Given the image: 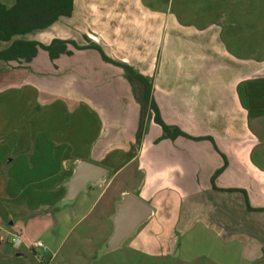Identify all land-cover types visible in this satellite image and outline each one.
I'll return each instance as SVG.
<instances>
[{
    "label": "crops",
    "instance_id": "0c3cea01",
    "mask_svg": "<svg viewBox=\"0 0 264 264\" xmlns=\"http://www.w3.org/2000/svg\"><path fill=\"white\" fill-rule=\"evenodd\" d=\"M13 40L67 44L54 60H0V264H42L21 225L85 218L124 173L113 207L178 199L180 264H264V0H73L69 17ZM119 65L186 137L163 136ZM82 163L103 173L68 199Z\"/></svg>",
    "mask_w": 264,
    "mask_h": 264
},
{
    "label": "rangeland",
    "instance_id": "374dc122",
    "mask_svg": "<svg viewBox=\"0 0 264 264\" xmlns=\"http://www.w3.org/2000/svg\"><path fill=\"white\" fill-rule=\"evenodd\" d=\"M261 149L264 151L263 143ZM125 174L114 181L103 199L85 218L79 215L65 226L50 214L48 219L24 222L20 233L25 244L30 248L40 242L44 247V250L32 248L35 258L29 253L27 256L42 264H180L179 238L174 234L173 227L179 201L166 190L147 205L151 210L156 209L159 201H162L169 204L168 208L166 205L162 207L161 203L160 212L151 221L139 225L129 237L112 246L116 207L108 202L118 189L126 187ZM42 212L40 209L39 213ZM72 225L75 226L68 231L66 226ZM196 263L207 264V260L202 257Z\"/></svg>",
    "mask_w": 264,
    "mask_h": 264
},
{
    "label": "trees",
    "instance_id": "16d2710c",
    "mask_svg": "<svg viewBox=\"0 0 264 264\" xmlns=\"http://www.w3.org/2000/svg\"><path fill=\"white\" fill-rule=\"evenodd\" d=\"M72 4L73 0H15L10 8H6L0 0V42H12L5 51L0 52V60L28 63L35 56L37 49L47 52L49 58L54 60L64 51L66 42L53 40L48 46H43L35 42L13 39L31 32L43 31L58 19L69 17L72 13ZM119 66L125 70L128 80L135 78L141 83L142 93L138 98L139 104L142 108L149 106L154 113L153 120L162 129L163 136L169 139L186 137L176 128H169L161 122L157 109L150 99L151 88L147 81L134 75L125 65Z\"/></svg>",
    "mask_w": 264,
    "mask_h": 264
},
{
    "label": "water",
    "instance_id": "95a60500",
    "mask_svg": "<svg viewBox=\"0 0 264 264\" xmlns=\"http://www.w3.org/2000/svg\"><path fill=\"white\" fill-rule=\"evenodd\" d=\"M91 170V172H88ZM100 167L88 163L80 164L69 184L68 199L74 197L79 191L85 189V185L95 181L102 175ZM151 214L150 207L140 199L129 195L116 207L114 230L111 238L112 246L118 245L129 237L136 227Z\"/></svg>",
    "mask_w": 264,
    "mask_h": 264
},
{
    "label": "built area",
    "instance_id": "2783aa9c",
    "mask_svg": "<svg viewBox=\"0 0 264 264\" xmlns=\"http://www.w3.org/2000/svg\"><path fill=\"white\" fill-rule=\"evenodd\" d=\"M12 244L15 246L20 244V239L18 237H13ZM32 248H34V249H40L41 248L44 250V247L42 246V244L40 242H37V243H34L33 245H31V249Z\"/></svg>",
    "mask_w": 264,
    "mask_h": 264
}]
</instances>
